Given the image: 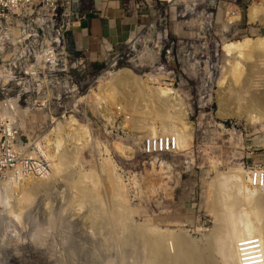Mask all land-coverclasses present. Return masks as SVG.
Segmentation results:
<instances>
[{
	"label": "rangeland",
	"instance_id": "1",
	"mask_svg": "<svg viewBox=\"0 0 264 264\" xmlns=\"http://www.w3.org/2000/svg\"><path fill=\"white\" fill-rule=\"evenodd\" d=\"M147 1L153 14L137 26L128 42L112 47L97 60L74 51L71 31L64 32L61 46L52 40L55 36L50 32L45 37H33L26 48L23 42L13 41L14 30L0 45V69L14 77L0 82V98L16 97L18 135L24 140L50 135L49 153L54 158L63 149L69 151L79 136L87 139L83 145L78 143L76 159L72 157L54 181L31 191L30 199L22 204L21 219H13L0 208V259L5 263L9 259L4 254L10 248L6 236L18 234V245L23 247L18 254L19 264H142L140 255L117 245L112 227H108L109 242L104 243L99 230L89 223L97 208L99 216L107 215L112 194L113 201L121 200L128 225L141 226L148 232L154 229L170 243L163 241L169 253L176 249L179 239L194 250H207L214 232V216L207 201L211 199L215 174L231 168L247 172L253 166L264 167V104H255L250 110L242 104L237 109L236 103L221 91L229 82L225 72L228 65L235 61L244 72L247 68L243 56L245 61L234 57L233 50L228 51L224 45L264 36V0ZM251 4L258 7L253 20L247 16ZM122 69L132 74L125 86L127 94H133L147 75L170 83V102L179 104L176 107L186 113V125H190L187 147L152 157L140 153V139L158 124L147 120L150 124L142 125L144 129L129 127L124 111L119 109L124 104L122 94L114 104L106 103L108 93L115 94L112 82ZM253 79L252 84L264 89V72L255 71ZM141 91L140 85V96L144 98L140 97L137 105L140 102L138 107L143 110L147 101ZM244 114L258 116L251 122ZM83 130L86 133L82 134ZM104 163L111 165L110 179L99 173ZM65 170L74 175L93 172L98 182L95 188L91 175L85 182H91L88 186L94 188V205L93 201L69 203ZM263 195L259 193L258 197L264 201ZM238 205L237 214H249L248 204Z\"/></svg>",
	"mask_w": 264,
	"mask_h": 264
},
{
	"label": "bare ground",
	"instance_id": "2",
	"mask_svg": "<svg viewBox=\"0 0 264 264\" xmlns=\"http://www.w3.org/2000/svg\"><path fill=\"white\" fill-rule=\"evenodd\" d=\"M257 9L258 7H256L254 4H251L249 6L247 16L250 20H253L256 14H258ZM262 20H264V18H262ZM224 46L226 49H228V51L231 50L230 52H232L233 50V56L235 55L234 57L240 56L239 58L241 59L243 56V58L246 61L243 58L241 60L247 62V68L246 71L244 72L243 70L245 69L242 70L241 69L242 67L239 66L241 64H236L237 62L235 61L232 62L230 65H228L225 72L229 77L228 78L229 82L223 87L224 90L221 91H223L224 95L228 99H231L236 103L237 107L236 106L235 107L237 109L241 107L242 104H244V107H248V110H250L251 106L255 104L261 106L262 104H264V89H258L259 86L256 85L255 83L254 84L252 83L254 80L253 77L255 71L264 72V36L256 37L254 39L245 37L242 40L229 42ZM131 75L130 72L124 69L118 70L116 72L115 79L112 82V85H114L113 90L115 89L114 90L115 94H113V91L111 93H108L106 98V103L108 102V105L114 104V101L117 100L118 94L119 95L122 94L121 96L124 99V104H121L119 106V109H122L124 111L125 113L124 120L127 122L126 124H128L129 127L141 129L142 125L144 126L145 123L150 124L149 122H147V120H150V122L155 121V126L157 123L158 128H152L150 130L147 129V132H145L148 133L147 135H155V134L157 135L160 133H167L170 135L172 134L175 137L177 150L182 147L185 148V146L187 147L188 144L190 143L188 141L190 140V135H191L190 125L189 127H187L188 125H186L188 123L185 117L186 113L182 109H179L180 107L179 108L176 107L179 104H176L175 106L174 102H170V93L172 90L170 87V83L162 81L163 78L160 79V77L157 76L147 75L145 81L142 80V83L140 84L141 89L144 91V92L141 91L142 92L141 94L143 95L145 93L144 94L146 96L145 101H147L146 102L147 108L142 110L141 107H138L140 105V102L139 105H137L140 97L141 98L143 97L140 96V85L139 87H136L132 92L133 94L138 96L137 99L136 97L133 98V94H129V93L127 94L125 89V86H127V82L132 78ZM15 98L16 97H14V99H11L10 103L12 104L15 103L16 102ZM255 111L258 112V110ZM263 112L264 111H262V113ZM143 114H146V116ZM244 115L246 117L245 119L251 122H254L256 120V119L254 120L253 117L258 116L256 114L253 117L246 114ZM144 116L145 118L146 117L147 118L146 119L143 118ZM152 123L153 122H151V124ZM178 125L181 126L178 127ZM146 127L148 128L150 126H146ZM176 127L180 129L178 130V128ZM186 128L189 129L186 130ZM82 129L83 128H81V130ZM83 133L86 132H84L83 130L82 134ZM73 136L74 135H72V137ZM186 136L187 138L184 139V137ZM79 137L78 140H75L76 142L73 140L74 144H72L73 146L71 149H69V151L66 149L61 150L59 155H56V158H54L55 155H50L53 160L52 170L46 178L28 176V177H23L16 182H12L7 186L3 185L6 189L4 192L0 191L1 210L10 214L13 217V219H17V221L19 218L21 219L20 210L22 204L25 203L28 200V198L30 199V196L32 195L31 191L35 187L39 189V187L42 186L45 187L46 185H49L50 182L54 181L55 178L57 177L56 174H59L58 171H60L61 168L63 169V167L68 165L72 157L73 158L76 157V154H78L80 150V146L78 145L79 144L83 145L84 142L87 141L86 136L82 135L81 139ZM58 141L61 142L60 139H58ZM57 142L55 141V145ZM118 147L117 149H120ZM72 160L74 162V159ZM253 169H254L253 171H256V173L258 174L261 173L262 176L264 175V168L254 167ZM66 170L65 173L67 175L63 173L64 174L63 178L66 181L65 184L66 188H68V190L66 188L65 189L67 190L68 193L67 197L69 203L71 204L72 201L73 202L77 201L80 204L81 203L89 204V202L93 201L92 203L94 205L95 202L93 200L94 199L93 196L95 193L93 194V192L96 186L95 182L97 181H95L96 180V179L94 180L95 177H92L91 175L93 172L91 173L86 171H80L74 175L73 173L68 174ZM99 173L107 175L110 179V177L112 176L111 165H109V163L108 164L104 163L100 167ZM89 175H91V178H93L92 183L94 185L93 186L94 188L91 187L92 186L91 182H90L91 184L85 182L86 178ZM105 175L103 176L104 178ZM215 175L216 176L213 179L214 181L212 185L213 188H211L212 190L210 189L213 192L212 193L209 192L212 194L211 199L210 200L208 199L207 201L208 205L206 204L208 208H210V211L213 212V216H214L213 219L214 232L212 233L213 238H210L212 239V243L210 245V248L206 247L207 250H194L189 245L183 244V242H181V240L179 239L178 243L176 244V249L172 253H169L170 250L168 251V247L164 245L165 243L163 244V241H165L164 236L162 235L158 236L159 234L158 235L155 234L153 232L154 229H152L151 232H148L145 229H142L141 226H140L141 228L140 227L131 228L128 225L129 222L125 221L127 220L126 216L128 215H125L126 218L123 216V210H122L123 207L120 202L121 200L115 199V201H113L114 200L113 194L111 195L112 198H110V200L108 199V202L109 201L110 202H109L108 212L106 213L107 215L99 216L100 214L97 211L98 208L97 210L96 208L94 210L92 209L93 211L96 210V212L92 213L94 215H92L90 212L93 219L92 222L89 223L92 224V227L97 228L99 230L97 232H99L100 234V240H102L104 243L109 242L108 233H110V231L108 232V227H112L116 235L115 241L117 245L120 244L124 247H127L128 248L127 250H129L131 254L134 253L136 255L137 254L140 255L142 264H264V201L258 197L259 193L264 194V177H261L262 178L261 180L255 179L252 181V176L249 173L248 168H247V172L238 168H231L228 169V171L226 172H222V173L218 172ZM115 177L117 179V175ZM102 181L107 182L104 180ZM112 181L110 180V183ZM260 181H261V185H260ZM88 184L91 186L89 187ZM117 184L114 185L116 186ZM229 184L234 185V187L229 188L228 187ZM110 185L113 184H109L108 186ZM235 187H237L239 194H237V192L234 191ZM107 189L108 188H106V190ZM108 190H107L108 193L106 192V194L110 195L109 193L112 190H114V187L110 191ZM116 194L118 195V198L119 196L121 197V194L119 195L117 192ZM209 198H210V194H209ZM240 202H243V205L248 204L247 207L248 206L250 207L249 214H246L248 216L241 213L237 214L238 210H240L239 209L240 205H238ZM237 206H239L238 209L236 208ZM99 212H101V208ZM243 212L244 211H242V213ZM87 215H89V211L88 214H86V216ZM182 239L184 238L182 237ZM187 239L189 240L188 237ZM19 241H20V236H18V234L17 235L9 234L8 236H6L7 245H9L10 248L5 252V254L3 252V254L5 255V258L6 259L8 258L9 260L8 263H5L0 259V264H19L18 254L20 253V251L23 250V247L18 245ZM186 243L188 244V241H186ZM168 244L170 245V243ZM192 244L194 245V243ZM198 248L200 249V247Z\"/></svg>",
	"mask_w": 264,
	"mask_h": 264
},
{
	"label": "built area",
	"instance_id": "3",
	"mask_svg": "<svg viewBox=\"0 0 264 264\" xmlns=\"http://www.w3.org/2000/svg\"><path fill=\"white\" fill-rule=\"evenodd\" d=\"M90 2L91 0H0V45L7 42V36L14 30L16 36L13 41L23 42L26 48L31 45L33 37L37 38L39 34L45 37L50 32L55 36L52 40L61 46L65 41L64 32H70L84 18L83 8ZM13 78L10 73L0 69V82L11 81ZM18 111L16 102L10 103V98L5 95L0 98L1 192L6 189L4 186L23 177L46 178L52 170V154L49 153L52 152L49 145L51 136L39 140H24L16 132ZM175 149V137L167 133L146 135L139 143L140 153L147 157L170 154ZM254 167L260 166H253L249 170L252 181L261 180L264 175L253 171Z\"/></svg>",
	"mask_w": 264,
	"mask_h": 264
},
{
	"label": "crops",
	"instance_id": "4",
	"mask_svg": "<svg viewBox=\"0 0 264 264\" xmlns=\"http://www.w3.org/2000/svg\"><path fill=\"white\" fill-rule=\"evenodd\" d=\"M147 0H91L84 18L71 30V46L87 59H99L112 47L128 42L137 26L152 15Z\"/></svg>",
	"mask_w": 264,
	"mask_h": 264
}]
</instances>
